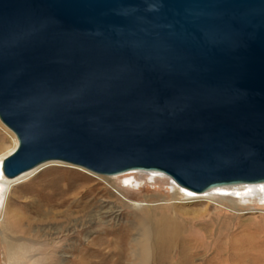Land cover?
<instances>
[{
	"label": "water",
	"instance_id": "obj_1",
	"mask_svg": "<svg viewBox=\"0 0 264 264\" xmlns=\"http://www.w3.org/2000/svg\"><path fill=\"white\" fill-rule=\"evenodd\" d=\"M8 178L49 161L264 180V0H0Z\"/></svg>",
	"mask_w": 264,
	"mask_h": 264
},
{
	"label": "rangeland",
	"instance_id": "obj_2",
	"mask_svg": "<svg viewBox=\"0 0 264 264\" xmlns=\"http://www.w3.org/2000/svg\"><path fill=\"white\" fill-rule=\"evenodd\" d=\"M16 145L15 135L0 121V158L11 153ZM152 181L146 177V183L142 182L141 185L149 184V186H145L140 192L133 190L123 192L118 189L119 185H122L121 180L56 161L42 164L27 175L8 182L5 200L2 193L5 205L8 202L5 207L10 210L23 208L26 204L33 203L49 210L52 214L50 216L53 217L37 214L30 207L25 209V214L34 219L33 228H43L45 233L35 237V240L26 238L10 240L17 245L19 251H5L10 256L7 260L3 256V251L0 250V264H49L47 259L50 254L52 255L50 264H79L80 259H86L88 264L91 262L133 264L137 262L135 251H125L123 254L120 251H67V248L73 244L84 246L98 234L96 228L81 231V227H76L78 229H75L80 232L74 233V228L70 227L73 221L80 219L83 213L80 205L85 200H89V205L96 203L115 206V210L121 213L119 217L125 219L130 216L128 212L132 214L135 211V205L138 208L143 203L151 202L144 199L145 196H149L154 202L161 203L152 205V208L169 206V211L177 209L184 220L182 225L185 235L193 239L195 243V251L182 253L181 251H147L146 264H184L183 259L187 260V264H264L263 205L231 201L219 195L196 196L185 193L182 196L179 193L173 194L170 179L156 178L155 183ZM110 190L124 194L123 198L127 202L116 199V194L110 193ZM52 191L56 194L50 196ZM180 193L183 192L180 191ZM157 216H159L158 212H156ZM37 219L42 221H35ZM7 221L0 208V245L2 229L5 231L8 227ZM107 224L113 223L109 221ZM118 232L116 234H120L121 230ZM217 233H224V236L220 238ZM248 234L255 237L249 241H243L242 251H235L240 243L238 239ZM52 245H61V247H55L56 251H48ZM249 245H255V250H248Z\"/></svg>",
	"mask_w": 264,
	"mask_h": 264
},
{
	"label": "bare ground",
	"instance_id": "obj_3",
	"mask_svg": "<svg viewBox=\"0 0 264 264\" xmlns=\"http://www.w3.org/2000/svg\"><path fill=\"white\" fill-rule=\"evenodd\" d=\"M4 157L5 156L0 158V208L3 210V214H5L6 219H8L7 221L8 227H6L5 231L4 229H2V238H1L2 243L0 245V250L3 251L2 252L4 253L3 256H5L7 260H9L10 256L8 252L5 251H19L17 250L18 249L17 245L13 244V242L10 240L15 238H26V239L35 240V237H39L45 233L43 228H38V229L33 228L34 219L26 215L24 210L30 207L33 208V210L37 214H43L44 216H50L52 214L49 212V210H46L40 205L33 203L32 204L25 203L26 206L23 208L21 207L13 208L10 210L8 209V207H5L8 205V202L6 205L4 203L5 200L4 195L9 187V185L7 186V183L27 175L28 173L32 172L36 167L31 170L25 171L14 178H8L4 175L2 171V161ZM49 162H56V161H49ZM57 162H61V161H57ZM76 167H80V166H76ZM98 175H102V174H98ZM106 176H111L112 178L121 180L122 185H119L118 189L123 192L125 190H133L140 192L145 186H149V184L141 185L142 182L146 183V177H148L150 180H153L152 183H155L156 178H161V179L168 178L170 179V185L171 188L173 189V194L179 193L182 196H184L185 193L196 196L219 195L228 198L231 201H237V202L243 201L250 205L264 206V180L255 183H240L235 185L212 187L203 192H195L191 189L179 185L170 176H168L167 174H165L160 170L131 169L121 173L111 174ZM180 191H182L183 193H180ZM2 193L4 200L2 199ZM110 193L112 194L114 193V195L116 194V199L119 198L122 202L124 203L127 202L126 200H124L125 198H123L124 194L118 193V191H113V190L112 191L110 190ZM54 194H56V192L52 191L50 196H53ZM84 195L86 196V194ZM144 199L151 201V202L145 201L146 203L142 204V206L146 205L148 207L143 208L142 206H139L137 208L135 205V211H133L132 214H130L131 212H128L130 216L125 219L119 217L121 213L115 210V206L108 204L99 205L96 203L94 205H89V200H85L84 202H82L80 207H82L83 213L79 217L80 219L72 222L70 228H74L75 231L74 233L80 232V230H76L78 229L76 227H81V231H88L89 229L96 228L98 234L90 241H88L87 244H84V246L80 244H73L71 247L67 248V251H95V252L120 251L121 254H123L125 251H135L137 253L136 255L137 262H134L133 264H146L147 256H148L147 251H167V252L181 251V253L183 251H195V243L193 239L187 237L183 230L182 221L184 220L182 219L180 212L173 207L171 208L175 210L169 211L170 210L169 206L152 208L151 207L152 205L154 206L161 203L154 202L152 199L149 198V196H145ZM156 212L159 213V216L157 217H156ZM35 221L41 222L42 220L37 219ZM109 221L113 224L112 225L107 224ZM10 229L12 231H10ZM32 230L33 233H31ZM120 230H121L120 234H116L119 233L118 231ZM218 234L219 233H217V235ZM219 236L220 238L223 237L224 233L219 234L218 237ZM253 237L255 236H253L252 234L250 235L248 234V235H244L243 237H240V239H238L240 243L236 247L235 251H242L241 248L244 245L243 243L247 240L249 241ZM55 247H61V245L60 246L52 245V247L48 249V251L50 250L56 251L54 249ZM247 248L248 250H252V249L255 250L254 249L255 245H249L247 246ZM51 260H52V255L50 254L49 258L47 259V263L50 264L52 262ZM183 262L184 264L185 263L187 264L186 259H183ZM78 263L88 264L86 259H80ZM91 264H95V263L91 262ZM120 264H124V263H120Z\"/></svg>",
	"mask_w": 264,
	"mask_h": 264
}]
</instances>
